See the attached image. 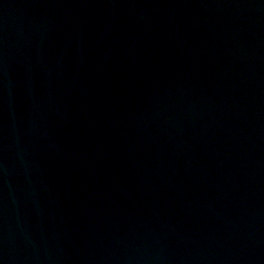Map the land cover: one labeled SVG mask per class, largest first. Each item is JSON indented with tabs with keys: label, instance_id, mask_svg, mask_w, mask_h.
Masks as SVG:
<instances>
[{
	"label": "water",
	"instance_id": "1",
	"mask_svg": "<svg viewBox=\"0 0 264 264\" xmlns=\"http://www.w3.org/2000/svg\"><path fill=\"white\" fill-rule=\"evenodd\" d=\"M0 264H264V0H0Z\"/></svg>",
	"mask_w": 264,
	"mask_h": 264
}]
</instances>
